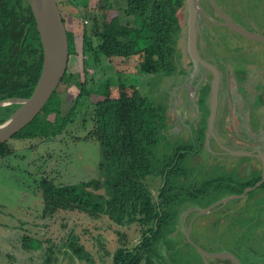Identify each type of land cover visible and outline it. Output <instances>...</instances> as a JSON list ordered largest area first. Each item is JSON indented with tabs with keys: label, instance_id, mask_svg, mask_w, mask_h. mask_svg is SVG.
Segmentation results:
<instances>
[{
	"label": "rangeland",
	"instance_id": "374dc122",
	"mask_svg": "<svg viewBox=\"0 0 264 264\" xmlns=\"http://www.w3.org/2000/svg\"><path fill=\"white\" fill-rule=\"evenodd\" d=\"M241 1L244 3V7H242L243 18H238L234 14H226L227 17L247 31L263 34L264 0H259L254 10L247 8L249 4H245L247 0ZM84 2H87L89 8L97 9L101 18L105 15L109 32L117 33L118 25L128 22L117 9L118 2L116 0H65L60 8L66 29L73 35L75 50V53L69 56L67 68L70 72H79L80 75L82 74L80 46L84 22L76 14L80 8L82 9ZM108 3L113 5L112 9L106 8ZM198 3L201 11L199 8L197 9L196 42L203 47L205 41L200 36L202 35L201 29L205 25L202 16L207 14V3L206 0H198ZM226 6L228 11L233 12L231 6L227 4ZM177 17L179 28L170 36L171 50L168 61L171 74L169 77H146L142 75L139 71L142 53H137L129 59H112L110 61L112 69L107 70L108 75L106 73L107 78L109 75L112 76V98H118L121 95L128 97H135L138 94L146 95L150 100L147 104L152 102L158 105L159 111L162 107L164 108V119L169 129L164 132L166 137L160 139L158 144L153 147L155 164H160L174 149L183 147L177 139L179 135L184 138L187 135L181 121L184 120L186 124L187 121L195 118L197 116L196 106H201L203 102L208 104L211 94V91L206 94L207 91L203 90L207 81L204 69L200 68L199 72L195 73V66H193L188 54L186 0L177 9ZM205 22L207 27L203 30L204 33L210 34L211 38L214 39L209 42L210 48L216 52L217 47L227 46L218 37L224 35L225 41L230 47H243L244 59L251 61L250 64L239 61L234 65L230 63L226 65V77L229 80L228 88L233 97V114L230 115L229 128L234 129V126L236 128V119L239 116L245 122L244 126L247 129L246 118L240 110L243 105V96L241 91L238 92L237 86L241 82L240 86L243 93H246L245 100L247 103L252 102L256 85H262L260 80L264 78V41H250L234 34L232 30L230 32L221 30L217 33L215 27L210 28L211 23L208 20ZM218 52L222 53L223 51L219 49ZM106 75H102V69L99 71L92 67L87 69L88 79L94 76L96 80L103 81L106 79ZM263 89L260 90L256 102L252 104L257 105L251 109L253 116L256 109L263 103L261 102L264 99ZM57 94L64 102L63 107L66 108L65 103L71 102L77 96L78 90L74 86L67 87L62 84L58 87ZM222 101H224L223 98ZM234 106L238 107L237 111ZM86 108L87 102L77 112V117L73 119V122L69 123L55 141L49 140L37 145V143L31 144L12 139L8 141L10 144L9 151L5 154L1 153L0 264H42L41 250L31 251L22 247L21 237L23 235L43 241L42 248H44L51 243L63 244L67 236L73 233L79 239L84 250L90 254L93 264H111L112 254L120 246L121 241L126 244V247H132L140 239L141 231L137 224L119 226L104 216L92 219L78 212L58 210L52 216L42 218L43 204L37 190L40 179L44 177L53 181L55 185H65L98 176V165L101 160L99 144L92 141L81 142V140H76L77 137L84 138L86 131L90 128L88 122L91 110L85 112ZM260 113L264 114V105H262ZM39 117L53 120V115L40 114ZM262 121L264 122V118ZM175 131H178L177 135ZM196 133L197 131L193 134L194 140ZM249 134L252 135L251 132ZM257 136L259 140H264V136L260 134ZM199 143L200 146L198 141H194L193 150L199 151L198 157H195L194 160L197 159L200 163L209 160L210 163L207 162L210 165L218 156L207 152L210 149V143L205 144L203 141ZM191 158L189 155L186 157V163L179 162L178 169L189 171L188 165L191 164ZM219 177L220 172H218ZM190 179L193 180L191 181L194 188L201 187L206 183L202 182L203 179H199L192 172L185 178L186 181ZM210 180H215V178L211 177ZM182 181L184 191L194 189L185 185L183 178ZM239 182L242 181L230 186L236 188ZM146 183L150 191L156 194L162 185V180L159 176H154L147 178ZM223 187L225 185L221 186V188ZM102 192L100 191V193ZM225 194L227 193L223 194L221 190L219 192L212 190L202 198H189L187 202H184V205L187 203L188 206H191L190 208L195 206L200 210L192 213L191 211L181 213L176 231L167 236L173 241L170 242L171 247H174L172 253L169 255L168 252H165L164 246L160 247L161 263L264 264V187H257L256 190L248 194H242L246 195L247 201H249L245 205H243L245 199L236 195L233 197L232 194L223 197ZM211 206L213 211L208 209ZM207 209L209 211L204 212ZM221 213L228 215L222 218ZM192 214L194 216L190 217ZM202 220L204 222H201ZM189 225H192V231L194 230L196 234L189 235ZM258 225L260 228L253 229L254 226L258 227ZM118 233L124 234V239L119 240ZM62 264L87 263L66 257L62 259Z\"/></svg>",
	"mask_w": 264,
	"mask_h": 264
},
{
	"label": "trees",
	"instance_id": "16d2710c",
	"mask_svg": "<svg viewBox=\"0 0 264 264\" xmlns=\"http://www.w3.org/2000/svg\"><path fill=\"white\" fill-rule=\"evenodd\" d=\"M55 1L59 8L65 2ZM116 1L117 9L128 21L118 25L117 33L108 31L105 15L101 18L97 9L89 8L87 2L76 14L84 22L80 46L82 74L70 72L67 68L60 85L76 87L77 96L65 103L64 108L56 90L40 113L53 115V120L41 118L39 114L12 139L37 145L55 141L87 102L85 112L91 110L90 128L84 138L77 137L76 140L99 144L98 176L65 185H55L44 177L40 179L37 190L43 204L42 218L61 210L78 212L92 219L104 216L119 226L137 224L141 231L140 239L132 247H126L121 241L112 254L111 264H163L160 262V247L164 246L169 255L172 253L174 247L170 242L173 241L167 236L176 231L179 216L188 207L184 202L189 198L204 197L214 182L192 191L186 190L183 194L175 191L174 174L179 171L178 165L185 153L177 148L160 164L153 161V147L166 137L164 132L169 129L164 119V108L159 111L158 105L147 104L150 100L146 95L112 98V76L107 78V70L112 69V59H129L142 53L139 63L142 75L169 77L170 36L179 28L177 9L184 0ZM258 1L247 0L245 4L249 3L247 8L254 10ZM215 2L224 14L243 18L244 3L241 0ZM226 4L233 8V12L228 11ZM112 7L109 3L106 5L108 9ZM63 22L65 24L64 18ZM204 36L205 39L211 37L206 33ZM67 37L70 56L75 53L74 38L68 31ZM42 62V45L27 0H0V102L30 97L41 73ZM90 67L96 71L102 69V75L107 73L106 79L99 81L94 76L88 79L87 69ZM18 107L0 108V124ZM217 126L219 129L222 127L221 119L217 120ZM9 147L8 141L1 144L0 155L7 153ZM154 176L165 182L156 194L146 183L147 178ZM256 181L251 180L245 187L253 186ZM118 235L119 240L124 239V234ZM43 243L28 235L21 237L23 248L42 251V264H62L66 257L93 264L90 254L73 233L61 245L51 243L42 248Z\"/></svg>",
	"mask_w": 264,
	"mask_h": 264
},
{
	"label": "flooded vegetation",
	"instance_id": "af4514ba",
	"mask_svg": "<svg viewBox=\"0 0 264 264\" xmlns=\"http://www.w3.org/2000/svg\"><path fill=\"white\" fill-rule=\"evenodd\" d=\"M216 7L219 13L227 17V15L221 11V9L217 6V4H216ZM206 8H207L206 9L207 14H204L202 16V18L204 19L205 25H203V28L201 29L202 35L200 36L201 39H204L205 45L202 47L201 44H197V42L196 44H197V51H198L199 57L204 62H206L208 65H210L211 68H208L201 63H197L194 69L196 70L195 73H197V71L200 68L204 69L207 81L205 82L203 86V90L207 91L206 94H209L211 91V94H210V99H209L208 104L206 102H203V104L201 105L202 103V100H201L200 102L201 106H196L195 109H196L197 116L195 118L187 121L186 124L184 120L181 121L182 127H184L183 129L186 130L187 132V135L185 138L182 135H179V137L177 138L179 139L180 145L182 144L183 146V147L180 146L179 149H181V152L185 153V156L184 158H182L181 161L186 163V157L189 155L192 158H191V164L188 165L189 171L187 169L184 171L179 170L177 174L176 173L174 174L173 182L175 184V191L176 192L181 191L183 194L185 192L184 191L185 189H183L184 185H183L182 178L184 179L185 185H188V186H191V188H194L192 179H190L189 181L185 180V178L191 175V172H192L193 174H196L199 179H203L202 182H206L205 184L209 182L215 183V186L213 185L214 184L213 183L210 187L207 188L205 195H207L212 190H216L217 192H219V190L217 189L220 188L223 194L227 193L223 195V197L228 194H232L233 197L236 195L239 198L245 199L244 204H243L245 205L249 201H247L246 195H242V194H248L249 192L256 190L257 187L261 188V186L264 184V140H259L257 136L258 134L264 136V122L262 121L264 118V114L260 113V109L262 105H264V99L261 100V102L263 103L261 106H259L256 109V113L254 116L251 110L254 108V105H256V104L254 105L252 104L256 102V99L260 93V90H262L264 87V78L260 80L262 85H259V84L256 85V89H255L256 91H255L253 101L249 103H247V101L245 100L246 93H243V90L240 86L241 82L239 83V86H237V90L238 92L241 91L242 96H243L242 98L243 105H242V109L240 110L242 111L244 118H246L247 129L244 126L245 122L239 116L236 119L237 121L236 128L235 126H234V129L229 128L230 127V115L233 114V111H232L233 97H232L231 91L228 88L229 80L226 77V65L229 63L231 65H234L239 61L245 64H250L251 61H247L244 59V48L243 47H237V46L230 47V45L225 41L224 35H219L218 37H220L227 46H220V47L216 46L218 50L220 49L223 51L222 53L218 52V50H216L215 52L214 49L210 48L209 42H211V40H214V39L211 37L209 39H205L203 30L207 27V24L205 22L206 20H208L211 23L210 28H214V27L216 28L217 33L221 30L230 32V30L232 29L228 27L226 22L219 16L217 11L211 6L209 1L207 3ZM227 18L231 20V18L229 17ZM231 21L233 22V20ZM233 23L241 27V25H239L238 23H235V22ZM232 31L233 33L238 34L234 30ZM257 34L260 35L261 37H264V33L263 34L257 33ZM250 41L262 42L264 41V39L263 40H250ZM263 70H264V67H263ZM215 76L217 77V88H216V99L217 100H216V107H215V115H214V119L212 120V125L210 128V116H211L210 114H211V109L213 106V92H214L213 88H214ZM262 92H264V89ZM222 98L224 99V101H222ZM237 108L238 107L234 106V109L236 111H237ZM219 119L222 120V127L220 129L217 126V120ZM192 126H194V128H191ZM196 131L197 133H196L195 140L198 141V145L200 146V143H199L200 141H203L205 144H207V142L210 143L211 150L209 149L207 152L213 153V155L218 156L214 158V162L211 163L210 165H208V162L210 163L209 160H207L208 162L206 161L202 163H200V161L198 162L197 159L194 160L195 157H198L199 155L198 153L199 151H197L196 149L193 150L194 141H195L193 134ZM177 132L175 131L176 135H177ZM249 132H251L252 135H250ZM213 146L215 147L214 149H213ZM188 147H190L191 149L190 150L185 149ZM218 172H220L219 178H218ZM211 173L213 174L211 175ZM165 176H166V173H165ZM211 177H214L215 180L209 181ZM254 179H257V181L255 182L253 186L245 187L246 183H249L251 180H254ZM238 181H242L238 183V187L235 188L233 186H230V185H234ZM164 183H165L164 180H162V185L160 187H162ZM205 184L201 187H205ZM257 184L259 185L256 186ZM224 185L225 187L221 188V186H224ZM247 188H253V189L247 190V192L244 193V191ZM240 191L242 192L240 193ZM192 208L187 207V209L184 210L183 213H186V212L189 213L192 210ZM210 211H213V208ZM222 214L223 213L220 214L221 216H223L222 218H225V215H227L225 213L223 215ZM220 215H216V216H220ZM193 216L194 215L192 214L191 217ZM257 228H260V226L258 225V227L256 226L253 227V229H257Z\"/></svg>",
	"mask_w": 264,
	"mask_h": 264
},
{
	"label": "water",
	"instance_id": "95a60500",
	"mask_svg": "<svg viewBox=\"0 0 264 264\" xmlns=\"http://www.w3.org/2000/svg\"><path fill=\"white\" fill-rule=\"evenodd\" d=\"M211 6L217 11L214 0H208ZM30 5L43 51V62L41 73L37 84L28 98H11L0 102V108L10 105H18L15 112L0 124V145L12 139L24 127L31 123L43 110L44 106L53 93L60 86L69 63V48L67 29L59 6L55 0H27ZM187 4V33H188V54L194 66L201 63L211 68L198 54L196 44V20L198 0H186ZM219 16L226 22L228 27L241 36L250 40H263L255 32L247 31L237 24H234L226 16L217 11ZM217 77L215 76L213 88V106L210 116V128L215 115L216 107ZM260 184V183H259ZM257 184V185H259ZM256 185V186H257ZM254 188V187H253ZM253 188H247L251 190ZM220 204V203H217ZM216 205V204H215ZM213 208L212 206L208 209ZM204 210V212L209 210Z\"/></svg>",
	"mask_w": 264,
	"mask_h": 264
},
{
	"label": "crops",
	"instance_id": "0c3cea01",
	"mask_svg": "<svg viewBox=\"0 0 264 264\" xmlns=\"http://www.w3.org/2000/svg\"><path fill=\"white\" fill-rule=\"evenodd\" d=\"M188 207H191V206H188ZM192 207H194V208H192L191 213L200 210V209H198V208L195 207V206H192ZM211 209H212V208H211ZM211 209H210V210H211ZM225 214H226V213H225ZM227 215H228V214H227ZM225 216H226V215H225ZM212 219H213V217H212ZM201 222H204V221L202 220ZM193 233H195V231H194V230L192 231V225H190V232H189V235H192ZM195 234H196V233H195Z\"/></svg>",
	"mask_w": 264,
	"mask_h": 264
}]
</instances>
